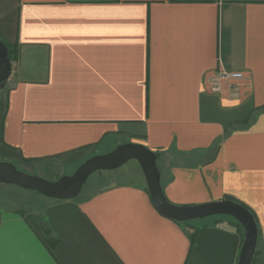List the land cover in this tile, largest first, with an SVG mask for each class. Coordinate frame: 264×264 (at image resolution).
Masks as SVG:
<instances>
[{"label":"crops","instance_id":"obj_1","mask_svg":"<svg viewBox=\"0 0 264 264\" xmlns=\"http://www.w3.org/2000/svg\"><path fill=\"white\" fill-rule=\"evenodd\" d=\"M0 39L18 52L0 89V162L56 182L142 145L170 204L245 206L264 264V0H0ZM220 71L243 78L215 94ZM42 199L0 206V264H238L233 219H205L191 245L145 181Z\"/></svg>","mask_w":264,"mask_h":264},{"label":"water","instance_id":"obj_2","mask_svg":"<svg viewBox=\"0 0 264 264\" xmlns=\"http://www.w3.org/2000/svg\"><path fill=\"white\" fill-rule=\"evenodd\" d=\"M11 75L8 50L0 39V89ZM156 154L139 144H123L111 152L95 156L80 165L71 176L49 182L40 177L18 171L12 164L0 162V184L33 192L53 201L76 199L90 176L95 173L115 171L129 161H135L142 172L147 193L156 211L176 222L187 223L222 216L233 219L243 230L238 264H251L258 240L256 223L249 211L231 201L208 203L194 207H177L165 199L156 166Z\"/></svg>","mask_w":264,"mask_h":264},{"label":"rangeland","instance_id":"obj_3","mask_svg":"<svg viewBox=\"0 0 264 264\" xmlns=\"http://www.w3.org/2000/svg\"><path fill=\"white\" fill-rule=\"evenodd\" d=\"M43 179V178H42ZM45 180V179H44ZM138 180L144 182V178L140 167L135 161H129L121 168L115 171L95 173L86 182L79 196L76 199H81L87 194L99 190L113 183L132 182L138 183ZM48 181V180H47ZM47 202L39 197V195L29 192L26 193L12 186L0 184V206L10 205L15 208L28 210H41ZM207 218L206 220H209ZM194 221L195 224H201L206 221Z\"/></svg>","mask_w":264,"mask_h":264},{"label":"trees","instance_id":"obj_4","mask_svg":"<svg viewBox=\"0 0 264 264\" xmlns=\"http://www.w3.org/2000/svg\"><path fill=\"white\" fill-rule=\"evenodd\" d=\"M7 50H8V55H9V59H10V62H14L16 61L17 59V56H18V52H17V49L13 48V47H10V46H7L5 44ZM235 204H238V203H235ZM240 206H242L244 209H246L247 211H249L245 206L241 205V204H238ZM250 212V211H249ZM251 213V212H250ZM252 215V214H251ZM253 217V216H252ZM254 219V217H253ZM230 220H232L230 218ZM233 221V220H232ZM255 221V220H254ZM234 222V221H233ZM179 225H184L186 228H188L190 231H191V234L189 235V241L191 243V245L193 244V241H194V238L196 236V233L198 231V227H197V224H195V222H187V223H177ZM234 224L241 230L242 228L240 227V225L236 222H234ZM258 229V228H257ZM259 232H258V240H257V246H256V250H255V253H254V256H253V259H252V262L251 264H255V258L257 256V254L259 253Z\"/></svg>","mask_w":264,"mask_h":264},{"label":"built area","instance_id":"obj_5","mask_svg":"<svg viewBox=\"0 0 264 264\" xmlns=\"http://www.w3.org/2000/svg\"><path fill=\"white\" fill-rule=\"evenodd\" d=\"M243 78L242 73L240 72H227L220 71L216 74V76L209 82L210 92L212 93H220L221 92V83L222 82H235L241 80Z\"/></svg>","mask_w":264,"mask_h":264}]
</instances>
